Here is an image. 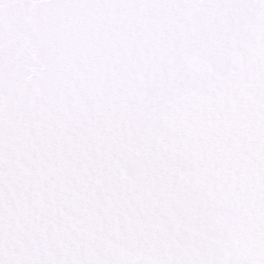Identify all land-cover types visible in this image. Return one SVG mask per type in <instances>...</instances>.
<instances>
[{
  "label": "snow or ice",
  "instance_id": "obj_1",
  "mask_svg": "<svg viewBox=\"0 0 264 264\" xmlns=\"http://www.w3.org/2000/svg\"><path fill=\"white\" fill-rule=\"evenodd\" d=\"M0 264H264V0H0Z\"/></svg>",
  "mask_w": 264,
  "mask_h": 264
}]
</instances>
